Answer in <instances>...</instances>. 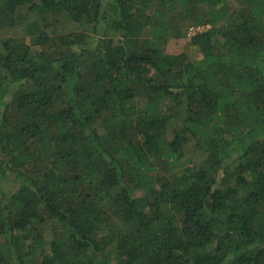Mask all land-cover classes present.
Instances as JSON below:
<instances>
[{
    "label": "trees",
    "instance_id": "16d2710c",
    "mask_svg": "<svg viewBox=\"0 0 264 264\" xmlns=\"http://www.w3.org/2000/svg\"><path fill=\"white\" fill-rule=\"evenodd\" d=\"M0 264H264V0H0Z\"/></svg>",
    "mask_w": 264,
    "mask_h": 264
},
{
    "label": "rangeland",
    "instance_id": "374dc122",
    "mask_svg": "<svg viewBox=\"0 0 264 264\" xmlns=\"http://www.w3.org/2000/svg\"><path fill=\"white\" fill-rule=\"evenodd\" d=\"M198 29L205 30L208 29L209 26L208 25H204V26H199L197 27ZM14 29L13 31H11V34H15L17 32V30ZM186 37L184 38H180V39H171L167 45L165 46V52L166 53H170V54H179L181 52H186L188 54H191V57L194 58V53H190L191 50H193L192 45H190V38L193 35L192 31H190V29L188 28L186 30ZM171 133V131L169 132ZM171 134H168V138H170ZM195 152V151H194ZM196 153V152H195ZM194 157H196V155H194ZM201 157V154L198 155L197 160H200L199 158Z\"/></svg>",
    "mask_w": 264,
    "mask_h": 264
},
{
    "label": "built area",
    "instance_id": "2783aa9c",
    "mask_svg": "<svg viewBox=\"0 0 264 264\" xmlns=\"http://www.w3.org/2000/svg\"><path fill=\"white\" fill-rule=\"evenodd\" d=\"M190 31H192V33L195 34L197 31H201V29H198L197 27H191Z\"/></svg>",
    "mask_w": 264,
    "mask_h": 264
}]
</instances>
